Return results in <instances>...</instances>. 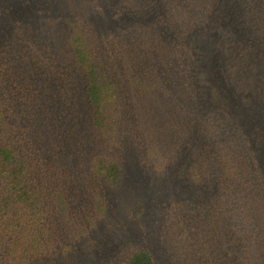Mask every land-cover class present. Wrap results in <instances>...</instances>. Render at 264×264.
Instances as JSON below:
<instances>
[{
    "label": "trees",
    "instance_id": "16d2710c",
    "mask_svg": "<svg viewBox=\"0 0 264 264\" xmlns=\"http://www.w3.org/2000/svg\"><path fill=\"white\" fill-rule=\"evenodd\" d=\"M96 2L0 20V264H81L103 223L114 237L107 190L133 154L197 185L166 211L170 264H264V0ZM118 250L94 263L156 264Z\"/></svg>",
    "mask_w": 264,
    "mask_h": 264
},
{
    "label": "rangeland",
    "instance_id": "374dc122",
    "mask_svg": "<svg viewBox=\"0 0 264 264\" xmlns=\"http://www.w3.org/2000/svg\"><path fill=\"white\" fill-rule=\"evenodd\" d=\"M52 1L0 0V20L5 26H8L9 23L15 24L20 21L37 22L39 18L33 19L32 15L34 17L37 12L45 13L48 11ZM96 1L94 0V5H97ZM107 1L110 2V0ZM222 2L225 3L224 1ZM110 8L111 15H113L115 12L112 7ZM93 14H97V12L93 10ZM104 17L106 19H103L98 25L95 23L102 31L107 30L113 21V18L110 21V16ZM228 18L229 15L222 19L224 23L228 22ZM138 19L139 17L127 16L123 22L129 25L138 22ZM119 24H121V21H119ZM11 29L13 28H10L9 31ZM3 33L0 31V39L3 37ZM214 52L216 51L214 50ZM211 56H217V60L214 58L210 65L211 74L216 76L221 70L219 53L211 52ZM191 142L194 144L196 141L191 139L187 144ZM258 146L260 150L264 149L261 143ZM193 150L189 147L183 149L184 152L176 170H179L190 161ZM138 161L141 162L140 160ZM139 162L134 158V154L128 155L123 163V174L127 176L125 177L126 179L122 180L121 184L123 185L119 189L114 187L107 190L111 205L118 204V202L122 204V211L119 214L115 216L116 210L111 208L107 215V219L111 221L109 226L113 227V221L119 223L116 235L114 237L110 236L111 227L107 228L108 222L103 223L104 229H102L99 237L89 238L79 247L78 252L73 256L77 258L75 259L76 262H81V264H93L97 260L104 262L113 255L118 254L119 248L133 244L148 248L154 256L156 264H170V258L165 247L166 236L163 229L166 211L171 205L180 201H198L197 194L196 196L193 194V192H196L197 185L194 184V181L188 179V182L186 178L178 177L179 174L176 171L161 177L154 176L147 172ZM134 193L135 196H133ZM138 193L142 197L138 196ZM139 210L144 211L139 213ZM87 258L90 259L86 261ZM65 261L69 262L70 258Z\"/></svg>",
    "mask_w": 264,
    "mask_h": 264
}]
</instances>
